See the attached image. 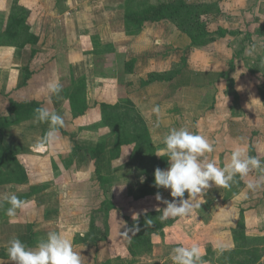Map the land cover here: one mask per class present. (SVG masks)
I'll return each mask as SVG.
<instances>
[{"label":"crops","instance_id":"crops-1","mask_svg":"<svg viewBox=\"0 0 264 264\" xmlns=\"http://www.w3.org/2000/svg\"><path fill=\"white\" fill-rule=\"evenodd\" d=\"M124 1L8 0V16L16 18L14 12L19 9L22 13L19 26H26L37 42L26 43L23 47L0 43V120L14 118L10 113L11 100H33L61 115L64 121L50 142L44 140L52 130L50 123L37 122L35 116L7 125L2 130L0 198L9 195L10 180L20 183L12 194L24 201L20 217L4 218L11 230L8 231V242L13 237H19L21 241L25 237L24 243L29 247L27 237L36 238L58 231L73 240L76 251L82 248L80 254L83 257L94 256L95 252L86 254V246L76 243V232L69 235L70 229L66 231L62 227L64 231L60 226L71 227L78 221L77 216H63L62 211L69 209L71 214L77 208L76 193L89 192L91 186L87 183L91 180L100 184L99 178L104 179L105 175L99 167L101 163L103 167L110 166L112 176L120 179L118 185L124 191L123 178H139L140 183L133 185L130 191L139 195L137 200L147 198H141L142 190L146 189L142 182L144 177H152L153 168L169 167L168 157L156 155L164 148L163 137L171 128L163 124L159 116H167L174 99L199 86L181 87L172 94L167 79L145 83L143 75L170 73L177 69L220 72L222 78L210 88L214 91L211 106L196 115L192 126L187 122V116L180 117L185 120L179 127L203 135L214 145V151L206 153L204 159L214 160L218 167L228 164L232 150L240 145L248 149V155L255 152L256 156H253L260 154L258 158L264 160L261 155L264 151V103L257 100V86L250 85L246 77L241 78L232 69L217 68L227 60L228 51L222 41L231 36L226 34L198 47L191 45L186 34L172 24L167 26L163 20L144 23L130 34L124 24ZM256 1L261 2L229 0L228 5L234 8L239 2L253 5ZM8 29V34L14 31ZM224 29L231 31L229 27ZM158 33L163 38L157 39ZM229 57L234 58L232 52ZM231 60L228 61L231 63ZM56 78L62 91L51 95L46 86ZM229 80L232 81L229 86L233 94L226 91L225 83L228 84ZM182 106L180 108L184 111L181 114L186 115L188 108ZM141 124L149 130L147 140L151 148L146 159L152 156V163L148 174L145 164L135 166L136 161L145 158H137L131 163L135 152H130L131 143L126 138L133 128L144 127ZM121 127L124 130L112 131ZM8 146L16 154L13 160L12 154L6 150ZM113 146L120 152L117 156L110 154ZM256 174L257 171L253 170L243 178L237 175L230 188L213 186L207 190L198 197V200L205 201L200 208L188 216L172 220L171 224L168 222L170 225H166L164 236L179 239L176 236L179 226L202 224L199 219L205 210L211 216L210 224L237 223L240 211L244 209L245 226L249 227L252 221L258 225L264 213V186L247 189L249 180L263 176L262 172ZM159 194L163 200L173 199L169 189L160 187ZM103 201L106 203V198L101 203ZM8 206L4 204V207ZM158 207L163 210L166 205L161 200L158 205H150L146 212L157 211ZM23 210H31V213L27 216ZM5 253V258L0 261L14 264L8 259L6 249ZM81 259L83 264H88L87 260Z\"/></svg>","mask_w":264,"mask_h":264},{"label":"rangeland","instance_id":"rangeland-1","mask_svg":"<svg viewBox=\"0 0 264 264\" xmlns=\"http://www.w3.org/2000/svg\"><path fill=\"white\" fill-rule=\"evenodd\" d=\"M149 1L155 2L156 0ZM188 1L201 4V15L199 18L206 21L207 28L212 32L210 34L217 32L218 28H231V31L227 33V35H230L231 37H227L226 40L222 41L223 46L226 48L225 51H228L227 56H225L227 60H223L224 63H221L217 68H221L225 71L232 69L234 70L233 73L240 75L241 78L246 77L250 85L253 84L254 87L257 86L258 88L259 96L257 100L264 103V0H261V2L256 1L253 5H250L247 2H239L236 3L237 5H235L234 8L229 7V0ZM14 13L16 14V18L8 16V0H0V43L2 44L14 43L15 45H18L20 42L22 44V41L24 43V40L29 39L27 36L29 33L26 31L22 32L24 25L22 24V27L19 26L22 19V13L19 9ZM163 21H165L167 26L172 24L169 20ZM16 27L21 28L18 31L16 30ZM8 28H13L14 31L11 30L8 34ZM129 29L128 32L133 34V27L129 26ZM159 30L161 33L164 32L163 29ZM161 33H158L157 39L163 38V36H160ZM172 33L175 38L176 34H174V31ZM20 35L22 38H20ZM24 44L19 47H23ZM207 50L210 51V49ZM231 52L232 56H234L232 60V57H229ZM206 56L208 57V54H206ZM214 56L216 57V55ZM228 60H231L232 68H229L230 61ZM149 75H143V78L146 77L145 83L149 82L148 78L151 77ZM247 80H245V82H247ZM20 84L22 83H19V85ZM231 84L232 81L229 80L228 84L225 83V86L228 88L226 91L233 94L230 89L231 86H229ZM195 86L197 87L198 85ZM199 87L184 92L181 98L177 97L174 99L172 106L168 109L169 111L166 112L167 116H164L163 114L159 116L161 117L163 124H168L169 128L178 129L180 128V124L185 120V116H187V122L192 126L196 115L199 114L203 108L206 109L210 107L213 101L212 97L214 91L212 92L209 87ZM11 101L17 104L34 102L33 100L19 102L14 100ZM182 105H186L187 107L185 108H188V113L186 115L183 113L181 114L183 109L181 110L180 107ZM180 117H184V120L182 121ZM142 125L143 124H141V126ZM142 128H133L131 130L132 133L128 132L126 138H128V140H130L129 143H131L129 148L130 152L132 151V154L133 151L135 152V155L131 157V163L137 158H145L143 161L141 159L140 161H136L135 166L145 164L144 169H148L146 172V174H148L151 170L150 163H152V156L147 159L146 156L150 154L149 149L151 148V145L149 140H147L149 130L146 129L145 126ZM118 129L119 130H116L115 128V130L112 131L124 130L122 127ZM8 150L11 151H8V154H12L11 157L13 160L16 154L9 146ZM111 150V155L114 154V156H117V153H120L116 146H113ZM93 153L96 154L97 151H93ZM253 155L256 156V153L254 152ZM261 155L264 156V151ZM99 167L105 173L104 179H99L100 184L91 180L92 183H87L91 186L89 192H84L85 189H83L84 193H76L77 208L73 209L71 214L69 213V209H64L62 211L63 216H77L78 221L71 227L60 226V229L63 227L66 231L70 229L69 235L76 232V243L86 246V248H84L86 254L95 252L92 257L91 255L83 257V254H81V257L84 260H87L88 264H174L172 259L174 248L177 246L189 247L192 244H197L201 249L203 257L202 264H240L230 260V256L227 254L230 252L229 250L237 251L234 256L235 259L240 260L247 256H253L257 259L256 264H264L263 212V216L261 215L262 219L259 220L258 225H254L252 221L248 225L249 227H246L244 223V227L241 228L239 227L238 222H234L232 225L230 223L226 225L210 224L208 221H210L211 216L208 211L205 210L204 213H201L202 219H199V222H202V224L195 225V223H192L186 224L185 227L179 226L176 234L179 239L164 236L166 233L164 230L166 225H170L171 221L176 220L178 217L169 218L164 220L166 224L163 228V234L155 233L152 236L142 234L145 241L140 246L134 247L135 242L131 241V236L135 235L136 232L133 234V232L130 231L129 234L127 233V235H125V230L128 229L129 222H134V220L143 215L150 205L159 204V201L156 200V194H151V196L148 194H142L141 198L143 196L147 198L145 200H137L139 195H134L130 190L133 185L136 186L137 183H140L139 178H136L135 180L132 177L123 178L122 180L125 184L124 191L123 188L118 185V183H121L120 179L116 180L117 177L112 176V171L109 165L107 167L104 165L103 167L101 163L99 164ZM32 168H35V166H32ZM96 168L99 171L97 166ZM37 169L36 166L35 171H37ZM154 170L155 169L153 168L151 171V174H153L151 178H153V180ZM255 171H257L256 175L261 173L259 170ZM262 175L264 176V173H262ZM148 178L144 177L142 182L146 184L145 182ZM8 179H12L13 181L16 180L11 177ZM1 180L2 179L0 178V182ZM35 182L34 184H36ZM19 184L20 183L8 180V194L11 195L13 192H16V185L19 186ZM152 186L153 189L157 188L154 185ZM144 187L148 190L150 186L146 187L145 185ZM158 189L160 190V188ZM104 198H106V203L105 201L101 203ZM103 205L109 207L104 209ZM5 208L7 207L0 208V258L2 259L5 258V249H7L8 240L10 239V237H8V231L10 230L8 227V221L4 220V218L8 219V216L4 211ZM20 211V209L17 210L15 217L21 216L22 212ZM24 211L25 210H23V214H26L27 216L31 213V210L28 212ZM13 228L14 227H12V229ZM242 229L245 238L240 237L238 234V236L235 237L236 232ZM46 235L47 234L40 237L35 236L36 238L33 236V239L31 236L27 237V241L30 240L29 247H34L38 240L45 238ZM24 238H22V241L26 242ZM237 245L241 246L238 247ZM248 248L251 251L248 252L249 254H245V250ZM220 249H223V251H220ZM80 251H82V248H80Z\"/></svg>","mask_w":264,"mask_h":264},{"label":"clouds","instance_id":"clouds-1","mask_svg":"<svg viewBox=\"0 0 264 264\" xmlns=\"http://www.w3.org/2000/svg\"><path fill=\"white\" fill-rule=\"evenodd\" d=\"M46 87L51 95H58L62 91L58 78L49 81ZM34 111L37 122L50 123L52 130L44 140H54V132L63 126L62 116L44 107H38ZM162 142L164 148L156 155L168 157L169 167L154 170V186L169 189L173 199L163 200L159 193L156 194V200H162L166 205L159 217L161 221L190 215L205 202L198 200V197L203 196L213 186L230 188L236 182L237 175L243 178L253 170L264 173V160L248 155V149L243 145L232 150L230 162L222 168L218 167L214 160L204 159L206 153L214 151V145L203 135L192 132L187 127L170 129ZM262 186L264 176L247 183L249 190ZM5 203L9 205L4 209L6 215L15 217L24 201L12 194L0 198V208H4ZM160 209L158 207L156 210ZM151 224L152 221L149 220L148 225ZM128 231L134 234L139 229H126L125 235ZM6 251L8 259L14 264H83L80 251L74 249L73 240L55 231L47 233L34 247H28L19 237H13L8 242ZM173 253L174 264H202V253L197 244L189 247L177 246ZM0 264H3V261H0Z\"/></svg>","mask_w":264,"mask_h":264},{"label":"trees","instance_id":"trees-1","mask_svg":"<svg viewBox=\"0 0 264 264\" xmlns=\"http://www.w3.org/2000/svg\"><path fill=\"white\" fill-rule=\"evenodd\" d=\"M125 17L124 24L127 31L130 30L129 26L133 27L135 31L137 28L142 27L144 23L147 22H159L162 20H169L174 26L182 33L186 34L191 45L202 47L210 42L214 41L218 36H224L229 33L226 29L218 28L217 32L212 33L208 28L206 21L201 20L199 17L201 15V4L189 2L187 0H156L155 2H150L149 0H125ZM22 32H28L26 26H23ZM29 39L24 40V43L33 44L37 41V38L32 34H27ZM20 38L21 35H20ZM22 41V44H24ZM21 42L18 46L22 45ZM24 44V45H25ZM232 68V64H229ZM148 81L167 79L170 81L169 90L170 93L174 94L177 89L185 86L198 85L200 87L212 88L214 85L220 81L222 74L215 71H193L188 69H177L172 72L159 74H150ZM236 99V98H235ZM40 107L38 102L30 103H15L10 101V113L14 118L8 121L0 120V143L2 142V130L5 126H9L12 123L18 122L22 119H28L29 117L35 116V109ZM7 151H10L6 148ZM11 152V151H10ZM253 153V152H252ZM148 178V177H147ZM101 180V178H99ZM146 187L150 186L149 190L143 189L142 194H157L160 192L158 188H152L154 185L153 178H148L145 182ZM148 183V184H147ZM158 189V190H156ZM104 209L109 206L104 205ZM162 210L145 212L134 222H129L128 229L138 228L136 234L131 236V241L135 242L134 247L140 246L144 241L142 234L152 236L155 233H162L165 226V222L159 219ZM244 209L240 211V219L238 221L239 227H244ZM151 220V226L148 225V221ZM130 231H128V234ZM244 237L243 229L236 232V236ZM245 238V237H244ZM243 238V239H244ZM238 247L241 245H237ZM227 254L230 256V260L240 264H256L257 259L253 256L244 257L242 259H235L234 256L237 251L229 250ZM251 250L248 248L245 250V254H249Z\"/></svg>","mask_w":264,"mask_h":264}]
</instances>
